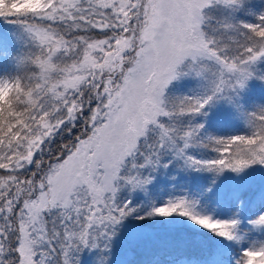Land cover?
<instances>
[{
  "label": "snow or ice",
  "instance_id": "obj_1",
  "mask_svg": "<svg viewBox=\"0 0 264 264\" xmlns=\"http://www.w3.org/2000/svg\"><path fill=\"white\" fill-rule=\"evenodd\" d=\"M0 264H264V0H0Z\"/></svg>",
  "mask_w": 264,
  "mask_h": 264
}]
</instances>
